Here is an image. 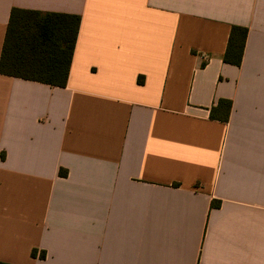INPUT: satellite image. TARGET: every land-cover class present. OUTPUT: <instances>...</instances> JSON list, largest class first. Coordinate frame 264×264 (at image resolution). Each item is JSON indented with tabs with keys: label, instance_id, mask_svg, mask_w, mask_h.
Listing matches in <instances>:
<instances>
[{
	"label": "crops",
	"instance_id": "0c3cea01",
	"mask_svg": "<svg viewBox=\"0 0 264 264\" xmlns=\"http://www.w3.org/2000/svg\"><path fill=\"white\" fill-rule=\"evenodd\" d=\"M12 8L80 21L64 87L0 74V262L264 264V0H0V54Z\"/></svg>",
	"mask_w": 264,
	"mask_h": 264
},
{
	"label": "trees",
	"instance_id": "16d2710c",
	"mask_svg": "<svg viewBox=\"0 0 264 264\" xmlns=\"http://www.w3.org/2000/svg\"><path fill=\"white\" fill-rule=\"evenodd\" d=\"M79 21L78 15L12 8L0 54V74L64 87ZM246 36V27H230L222 56L224 63L240 65ZM230 109L229 99H219L210 109L209 118L226 122ZM30 255L45 257L43 251L36 249Z\"/></svg>",
	"mask_w": 264,
	"mask_h": 264
}]
</instances>
